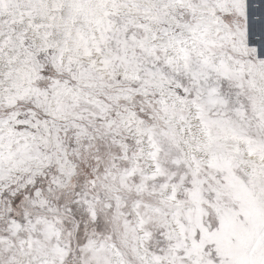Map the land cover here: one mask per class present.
<instances>
[{
    "label": "snow or ice",
    "instance_id": "snow-or-ice-1",
    "mask_svg": "<svg viewBox=\"0 0 264 264\" xmlns=\"http://www.w3.org/2000/svg\"><path fill=\"white\" fill-rule=\"evenodd\" d=\"M0 264H264V0H0Z\"/></svg>",
    "mask_w": 264,
    "mask_h": 264
}]
</instances>
